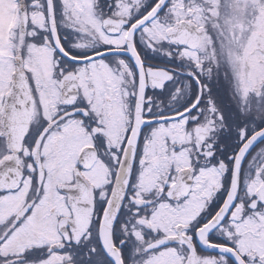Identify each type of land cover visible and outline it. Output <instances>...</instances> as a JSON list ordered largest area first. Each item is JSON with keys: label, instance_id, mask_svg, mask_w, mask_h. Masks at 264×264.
<instances>
[{"label": "snow or ice", "instance_id": "obj_1", "mask_svg": "<svg viewBox=\"0 0 264 264\" xmlns=\"http://www.w3.org/2000/svg\"><path fill=\"white\" fill-rule=\"evenodd\" d=\"M0 264H264V0H0Z\"/></svg>", "mask_w": 264, "mask_h": 264}]
</instances>
